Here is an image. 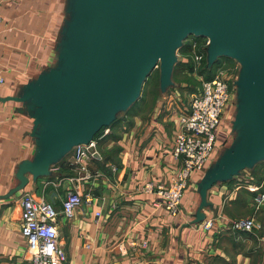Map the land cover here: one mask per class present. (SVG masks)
<instances>
[{
    "label": "crops",
    "instance_id": "0c3cea01",
    "mask_svg": "<svg viewBox=\"0 0 264 264\" xmlns=\"http://www.w3.org/2000/svg\"><path fill=\"white\" fill-rule=\"evenodd\" d=\"M73 8L74 0H0V264L27 263L20 231L24 194L49 202L57 212L58 243L66 253L60 264H264V206L255 208L257 192L251 189L264 179L263 169L259 176L253 172L259 162L213 184L199 209L200 183L234 144L236 112L229 114L228 104L209 159L190 175L180 214H169L155 193L143 190L148 184H171L181 166L172 152L178 119L202 87L182 96L171 87L162 100L132 103L87 144L52 158L47 173L25 172L27 182L21 184L17 171L38 159L46 125L37 123L36 97L16 98L41 76L65 69ZM176 56L185 72L194 75L201 68L188 54L179 56L177 51ZM212 66H227L229 72L239 63L220 57ZM82 149L85 155L79 156ZM68 190L93 197L71 218L62 213ZM248 205L251 212L246 213ZM251 216L256 223L251 231L227 224ZM208 219L213 225L204 229Z\"/></svg>",
    "mask_w": 264,
    "mask_h": 264
},
{
    "label": "water",
    "instance_id": "95a60500",
    "mask_svg": "<svg viewBox=\"0 0 264 264\" xmlns=\"http://www.w3.org/2000/svg\"><path fill=\"white\" fill-rule=\"evenodd\" d=\"M64 70L43 75L27 93L46 125L39 157L17 175L45 174L51 159L87 144L134 103L159 63L160 87L172 84L176 52L189 36L207 37L206 63H239L234 144L200 183L201 203L216 182L264 160V0H74ZM201 216V214H200ZM202 217V216H201Z\"/></svg>",
    "mask_w": 264,
    "mask_h": 264
},
{
    "label": "built area",
    "instance_id": "2783aa9c",
    "mask_svg": "<svg viewBox=\"0 0 264 264\" xmlns=\"http://www.w3.org/2000/svg\"><path fill=\"white\" fill-rule=\"evenodd\" d=\"M188 40L194 65H201L206 60L209 39L191 36ZM227 75V67H218L214 75L202 83L201 90L191 96L189 111L179 116L172 152L180 159L181 166L172 176L171 184H148L143 189L155 193L164 209L173 216L180 214L181 198L191 173L202 169L213 150L215 129L230 98ZM85 152V149L80 150L79 156L85 155ZM251 189L257 192L255 208L264 206V179ZM92 200L88 193L68 190L62 201V213L66 218H71L76 208L82 203L91 204ZM56 217L57 212L49 202L35 200L30 194L22 196L20 231L27 245L26 264H60L66 260V253L58 243ZM227 224L233 230L247 232L256 226L252 216L231 219ZM212 225L213 219H208L202 226L209 229ZM146 245V242L141 243L143 247Z\"/></svg>",
    "mask_w": 264,
    "mask_h": 264
},
{
    "label": "rangeland",
    "instance_id": "374dc122",
    "mask_svg": "<svg viewBox=\"0 0 264 264\" xmlns=\"http://www.w3.org/2000/svg\"><path fill=\"white\" fill-rule=\"evenodd\" d=\"M190 38H191V36L187 37V39H185L182 42V46L177 50L179 56L180 55L182 56L183 54H186V55L188 54L189 55L188 57L191 56V52L189 51L190 50L189 45L188 46L186 45L189 42L188 39H190ZM184 47H186L185 50L188 49V52H184ZM191 61H192V59H191ZM227 65L229 67H233V64H227ZM196 66H201V68H199L198 71L196 72V74L193 75L192 73H189L188 71L185 72L183 66L180 63H178V64L176 63V65L174 66L175 70H174V74H173V80H174V82H172L173 85L170 86L171 84H169L167 87L161 88L160 83H159L160 71H159V63H158L157 67H155L150 72V74L145 78V80L142 84V87H141L140 94H139L137 100L134 102L135 105H138V106L143 105L144 100H146V103H148L150 101V104L154 103L157 100H162L163 94L165 93L164 91L172 90L171 87L179 90L180 95H181V93H182V95L183 94L189 95V94L196 92L201 87L202 83L205 80H208L210 77H212L214 75L215 68H216V66L210 67L208 65H206V67H203V63L201 65H196ZM229 67H227V68H229ZM238 72H239V68H237V70H234V69L231 70L230 69L229 75H227L228 79L230 80V98H229V102L227 105V108H228L227 112L229 114L231 111L236 112L237 104L241 101V95H240L238 86H237V84H235V81H237V78H238ZM185 98L187 99L188 97H185ZM230 102H233V103L230 104ZM181 107L183 108V106H181ZM122 111L123 110H120L118 113H121ZM227 112L225 111L224 114L225 113L227 114ZM261 163L263 164L264 160L260 161L255 166V170L253 171L256 176H257V174L259 176L260 169H263L262 173L264 172V166L261 167L262 166ZM249 212H251V208L248 205L247 209H246V213H249Z\"/></svg>",
    "mask_w": 264,
    "mask_h": 264
},
{
    "label": "trees",
    "instance_id": "16d2710c",
    "mask_svg": "<svg viewBox=\"0 0 264 264\" xmlns=\"http://www.w3.org/2000/svg\"><path fill=\"white\" fill-rule=\"evenodd\" d=\"M186 45L188 46V44H186ZM187 52H188V49H187ZM205 62H206V60L203 62V67H206V65H207ZM205 64H206V65H205ZM210 78H211V77H210ZM210 78H209V79H210ZM261 180H262V178L259 179L258 182H260ZM245 232H247V231H245Z\"/></svg>",
    "mask_w": 264,
    "mask_h": 264
}]
</instances>
